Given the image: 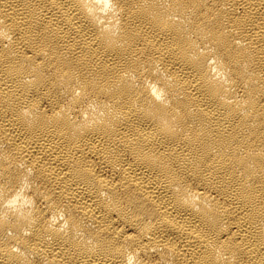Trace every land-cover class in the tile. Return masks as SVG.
<instances>
[{
    "label": "bare ground",
    "instance_id": "6f19581e",
    "mask_svg": "<svg viewBox=\"0 0 264 264\" xmlns=\"http://www.w3.org/2000/svg\"><path fill=\"white\" fill-rule=\"evenodd\" d=\"M0 264H264V0H0Z\"/></svg>",
    "mask_w": 264,
    "mask_h": 264
}]
</instances>
